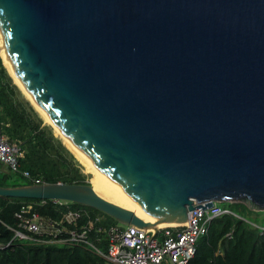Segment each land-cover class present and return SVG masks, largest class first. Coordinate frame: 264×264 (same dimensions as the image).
Segmentation results:
<instances>
[{
  "label": "water",
  "instance_id": "95a60500",
  "mask_svg": "<svg viewBox=\"0 0 264 264\" xmlns=\"http://www.w3.org/2000/svg\"><path fill=\"white\" fill-rule=\"evenodd\" d=\"M0 32L75 152L149 217L85 183L0 196L80 202L155 230L203 202L264 210V0H0Z\"/></svg>",
  "mask_w": 264,
  "mask_h": 264
},
{
  "label": "trees",
  "instance_id": "16d2710c",
  "mask_svg": "<svg viewBox=\"0 0 264 264\" xmlns=\"http://www.w3.org/2000/svg\"><path fill=\"white\" fill-rule=\"evenodd\" d=\"M39 113V112H38ZM33 104L22 95L3 64L0 55V132L13 141H20L24 156L21 169L29 170L41 182H69L91 184L75 157L61 137L44 124ZM69 154V155H68ZM15 177L17 182L9 178ZM35 183L20 172H15L0 161V185L20 186ZM0 196V264H105V260L82 244L45 239L35 241L14 237L17 227L15 213L23 203L37 202L36 209L45 215L59 218L68 209H86L104 216L100 224L118 223L99 209L80 202L51 199ZM229 209L215 217L206 234L197 241L196 253L188 264H264V210L252 209L243 201H223ZM106 251L103 239L98 243Z\"/></svg>",
  "mask_w": 264,
  "mask_h": 264
},
{
  "label": "built area",
  "instance_id": "2783aa9c",
  "mask_svg": "<svg viewBox=\"0 0 264 264\" xmlns=\"http://www.w3.org/2000/svg\"><path fill=\"white\" fill-rule=\"evenodd\" d=\"M24 149L20 141L0 132V161L11 170L41 183L29 170L21 169L20 159ZM41 199L38 203H46ZM60 204L62 200H53ZM23 203L15 213L17 229L14 237L31 240H57L90 247L94 253L105 260V264H188L196 253L198 238L206 234L212 220L230 212L213 201L212 205L203 202L189 211L185 223L166 225L158 230L141 228L122 222L109 225L100 224L104 216L92 214L86 209H68L56 218L40 213L35 204ZM106 240L107 249L102 251L98 243ZM9 243L0 242V248Z\"/></svg>",
  "mask_w": 264,
  "mask_h": 264
},
{
  "label": "bare ground",
  "instance_id": "6f19581e",
  "mask_svg": "<svg viewBox=\"0 0 264 264\" xmlns=\"http://www.w3.org/2000/svg\"><path fill=\"white\" fill-rule=\"evenodd\" d=\"M0 54L3 60V63L5 67L7 68L10 75L13 77L16 84L19 86V88L31 99V101L34 103V105L37 107V109L40 111V113L43 115V117L46 119L48 123H50L56 133L62 138L63 142L70 148V150L73 152L75 157L84 165L86 170L88 172L92 173V176L90 178L91 184L94 187L97 194L102 196L103 198L114 202L120 206L130 208L134 211H136L139 215L143 217H149L148 213L144 211V209L139 205L137 201H135L130 194L120 187V185L113 180L109 175H107L105 172L95 168L94 166L86 163L74 150V147L71 143V141L67 138V136L61 131V129L54 123V121L48 116V114L45 112V110L42 108L40 103L37 101V99L34 97V95L25 89L21 82L19 81L17 75L15 74L10 60L8 56V52L5 46V43L3 41L1 32H0ZM33 105V106H34ZM186 219L181 224L185 223ZM178 224V223H176ZM166 225H175V224H159V227H163Z\"/></svg>",
  "mask_w": 264,
  "mask_h": 264
},
{
  "label": "rangeland",
  "instance_id": "374dc122",
  "mask_svg": "<svg viewBox=\"0 0 264 264\" xmlns=\"http://www.w3.org/2000/svg\"><path fill=\"white\" fill-rule=\"evenodd\" d=\"M12 77V76H11ZM12 79H13V77H12ZM13 81H14V79H13ZM15 82V81H14ZM16 83V82H15ZM19 88V87H18ZM20 89V88H19ZM22 91V90H21ZM22 95L23 96H25V98H27L33 105H34V103L31 101V99L22 91ZM34 107H35V110L37 111V113H38V115L39 116H41L42 118H43V122H44V124H47L48 125V127H50L51 129H52V131H53V133H54V135H56V136H58V137H60L57 133H56V131L54 130V128H53V126L50 124V123H48L47 121H46V119L43 117V115L40 113V111L37 109V107L34 105ZM66 145V144H65ZM66 147L69 149V151L73 154V152L70 150V148L66 145ZM69 155V154H68ZM73 156L75 157V155L73 154ZM75 161H77L78 162V164H79V166H80V168H81V170L83 171V173H85L88 177H89V181H90V178H91V176H92V173L91 172H88V170H86V168L84 167V165L75 157ZM9 180H11L13 183L14 182H17V179L15 178V177H11V178H9ZM229 201H240V200H229ZM105 213V212H104ZM115 219V218H114ZM117 220V219H116ZM118 222H120L119 220H117Z\"/></svg>",
  "mask_w": 264,
  "mask_h": 264
},
{
  "label": "clouds",
  "instance_id": "9594fccd",
  "mask_svg": "<svg viewBox=\"0 0 264 264\" xmlns=\"http://www.w3.org/2000/svg\"><path fill=\"white\" fill-rule=\"evenodd\" d=\"M18 86V85H17ZM21 90V89H20ZM4 164V163H3ZM8 167V166H7ZM42 183V182H41ZM42 199V198H41ZM52 200V199H51ZM62 201H66V200H62Z\"/></svg>",
  "mask_w": 264,
  "mask_h": 264
},
{
  "label": "crops",
  "instance_id": "0c3cea01",
  "mask_svg": "<svg viewBox=\"0 0 264 264\" xmlns=\"http://www.w3.org/2000/svg\"><path fill=\"white\" fill-rule=\"evenodd\" d=\"M4 166H6L5 164H3ZM7 167V166H6ZM9 168V167H8Z\"/></svg>",
  "mask_w": 264,
  "mask_h": 264
}]
</instances>
